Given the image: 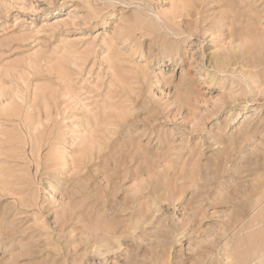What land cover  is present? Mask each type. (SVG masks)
Masks as SVG:
<instances>
[{"label":"rangeland","instance_id":"rangeland-1","mask_svg":"<svg viewBox=\"0 0 264 264\" xmlns=\"http://www.w3.org/2000/svg\"><path fill=\"white\" fill-rule=\"evenodd\" d=\"M0 264H264V0H0Z\"/></svg>","mask_w":264,"mask_h":264}]
</instances>
